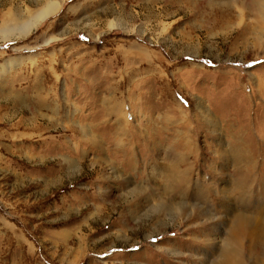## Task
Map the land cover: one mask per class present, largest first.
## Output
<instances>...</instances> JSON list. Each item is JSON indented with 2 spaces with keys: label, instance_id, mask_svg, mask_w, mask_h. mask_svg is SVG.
<instances>
[{
  "label": "rangeland",
  "instance_id": "374dc122",
  "mask_svg": "<svg viewBox=\"0 0 264 264\" xmlns=\"http://www.w3.org/2000/svg\"><path fill=\"white\" fill-rule=\"evenodd\" d=\"M249 1L60 0L0 42V264H217L225 243L264 264ZM43 2L0 0V23Z\"/></svg>",
  "mask_w": 264,
  "mask_h": 264
},
{
  "label": "bare ground",
  "instance_id": "6f19581e",
  "mask_svg": "<svg viewBox=\"0 0 264 264\" xmlns=\"http://www.w3.org/2000/svg\"><path fill=\"white\" fill-rule=\"evenodd\" d=\"M248 4V10L250 9L254 12V15H256V19L258 20V22H263L264 0H250ZM60 6V0H44L43 4L38 8H31L24 12L17 11L12 14L3 15L2 21L0 23V42L28 35L35 27H37L39 23L48 18L50 15L54 14ZM250 219L251 218L244 213L237 214L233 219L234 225L231 230L232 235L246 231L252 224V221H249ZM256 223L257 226L254 225L250 228L251 233H255V235H258V239L253 246L256 249H264V221L260 222L259 220H257ZM235 251L236 248L234 246H226L225 243V245L222 247L221 257L217 261V264H235Z\"/></svg>",
  "mask_w": 264,
  "mask_h": 264
}]
</instances>
